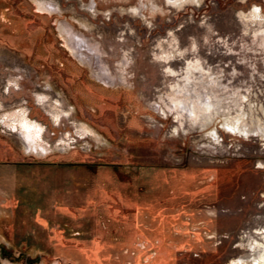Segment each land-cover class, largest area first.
<instances>
[{
	"label": "rangeland",
	"instance_id": "obj_1",
	"mask_svg": "<svg viewBox=\"0 0 264 264\" xmlns=\"http://www.w3.org/2000/svg\"><path fill=\"white\" fill-rule=\"evenodd\" d=\"M189 69L208 124L173 102ZM263 125L264 0H0V264H233L264 226Z\"/></svg>",
	"mask_w": 264,
	"mask_h": 264
},
{
	"label": "bare ground",
	"instance_id": "obj_2",
	"mask_svg": "<svg viewBox=\"0 0 264 264\" xmlns=\"http://www.w3.org/2000/svg\"><path fill=\"white\" fill-rule=\"evenodd\" d=\"M186 80V83H184L183 85H175L173 88L172 97L173 102L177 107L176 110H180V112L183 111L188 114L194 115L195 118H197L196 120L201 123L203 122L204 124H208L209 122L215 120L214 118L219 113V109H216L214 106L215 104L212 100V90H209L205 85L203 88H207L206 94H203L202 92L196 94L194 87L197 82L200 81V77L196 76L194 72L190 69L186 72ZM214 83H216L215 80L210 77L209 84ZM42 103L47 104L48 100L45 99L44 101H42ZM51 105L49 104V106ZM58 108L59 106H55V109ZM3 116L6 120H9L14 126L17 125V127H19L24 136L29 137L33 142L39 141L41 126L38 123L29 120L26 116V112L24 109L19 108L16 110H12L5 113ZM219 118L222 119V127L226 129L228 128L240 133H244L249 129V125L245 123L242 115L231 117L224 110H222V114H220ZM259 129L261 131H264V125L259 126ZM212 134L215 135L216 131L212 130ZM254 234L259 237V240L256 239L250 243L249 248L251 250V254L242 256L238 259V261L234 262L233 264H264V226L255 230Z\"/></svg>",
	"mask_w": 264,
	"mask_h": 264
}]
</instances>
